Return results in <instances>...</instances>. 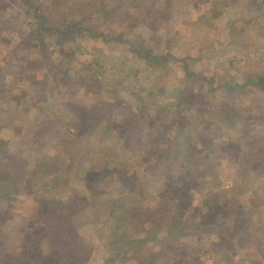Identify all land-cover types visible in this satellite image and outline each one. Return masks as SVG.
I'll use <instances>...</instances> for the list:
<instances>
[{
	"label": "rangeland",
	"instance_id": "obj_1",
	"mask_svg": "<svg viewBox=\"0 0 264 264\" xmlns=\"http://www.w3.org/2000/svg\"><path fill=\"white\" fill-rule=\"evenodd\" d=\"M90 1L0 0V208L6 210L0 211V259L70 264L63 251L77 242L61 228L48 231L31 261L27 258L32 249L25 230L30 223L50 220L41 216L43 207L51 217L67 214L80 231L88 252L74 264H107L109 220L95 203L99 197L92 196L87 208L84 203L90 169L95 172L93 195L104 188L109 199H116L125 186L133 203L146 195L141 210L132 214L138 226H149L155 216L161 228L155 233H163V222L178 215L169 226L176 231L172 244L160 248V243L144 241L119 257L123 264L144 258L143 264H264V174L248 170L246 176H236L233 160L238 162V154L221 142L220 117L212 119L214 112L208 113L209 106L214 110L226 103L237 121L252 128L254 139L264 142V92L249 84L239 97L221 98L220 89L212 95L207 81L200 87L185 77L182 60L168 58L154 73L122 42L124 36L136 46L141 43V50L183 57L191 70L214 83L242 82L247 74L264 73V19L261 26L248 25L239 34L242 23L229 27L226 20L237 18L239 11L253 16L256 7L248 0L230 5L215 20L210 15L221 5L209 11L214 0ZM33 2L48 14L43 22L36 18ZM100 7L110 12L102 13ZM71 20L91 21L121 39L88 37L86 31L68 29ZM175 83L180 93L173 90ZM170 96L176 101L169 115L180 131L163 130L179 137H171L169 150H164V140H157V131L153 126L148 131V124L160 128L168 115L150 122L148 115L156 116L153 106ZM156 140L160 145L153 144ZM172 150L178 151L177 160L170 157ZM164 200L170 207L165 220L153 213ZM220 201L228 203L224 212L215 207ZM237 206L251 213L243 222ZM223 221L224 227L219 225Z\"/></svg>",
	"mask_w": 264,
	"mask_h": 264
},
{
	"label": "trees",
	"instance_id": "obj_2",
	"mask_svg": "<svg viewBox=\"0 0 264 264\" xmlns=\"http://www.w3.org/2000/svg\"><path fill=\"white\" fill-rule=\"evenodd\" d=\"M59 1H64V0H57ZM241 0H214L213 5H211V10H213V6L214 5H221L219 7V11L211 13L210 17H212L214 20L216 19V17L221 18V16L223 17V13L226 11V9H228V7L230 5H234V4H239L238 2H240ZM249 3L251 4V6L253 5V7H256L253 11H254V15L253 16H244V14H242L239 11V14L237 16V18L233 19L232 21H228L226 20V25H228L229 27L231 26H235L238 23H242V27L237 28V33L241 34L245 31V29L247 28L248 25H262V21L264 19V0H248ZM90 3H93V0L90 1ZM34 6V10H35V16L36 18H41L42 22L44 20H46L48 18V14L45 13L43 14V12H39V7L37 4H35V2L32 3ZM101 8L102 13L107 14L108 12H110L108 10V8ZM71 11H75V10H71ZM104 17V16H103ZM215 17V18H214ZM223 19V18H222ZM208 20H209V16H208ZM212 20V21H214ZM211 21V22H212ZM1 22V20H0ZM82 20H80V22L73 21L71 20V22L69 24H67V28L70 29L72 27L76 28L77 30H81V31H86L88 33V37L92 36V37H100L103 41H109V40H118L121 39V35H115V36H110L107 34V32H104L100 29H98V27L93 24V22L89 21V24H81ZM203 23V22H201ZM70 27V28H69ZM48 29L53 30L54 26H50ZM122 42H128L131 46H129L130 49H132L134 51V53H137V56L139 57V59H143L147 65V67H149V69L155 73V69H159L162 67L163 62L166 61V59L171 58L175 61L177 60H182V67L185 73V77L193 80L195 82H198L200 87H202V84L204 82H208V92H211L212 95H214L218 89H220V95L219 97H225V95H233L236 94L235 97H239L241 94L245 93L246 91V87L249 84H253L254 87H256L259 91L257 92H264V73H255V74H247V78L245 81L239 82V81H234L232 83H228V84H221V83H214L213 79H207L205 78V76L203 75H199L198 73H196L195 71L191 70L188 65L187 62L184 61L185 58L183 57H176L174 54H172L171 52H166L163 55L160 54H155L153 53L151 50L144 48L141 50L140 47H142L143 45L141 43H139V46H136L137 42H132L131 39L126 38V37H122ZM5 65V64H3ZM152 67L154 69H152ZM172 89V88H171ZM173 90H178L179 93L182 91V89L176 85V83L174 84V88ZM164 95L165 97L168 95V90H164ZM184 96V95H183ZM168 100L159 103V104H155L153 107L154 109V113L156 116H152V114H149L148 116L150 118H152L150 121H156L157 119H162L163 117H165V115H168V117L165 119L166 121H163V123L160 126V128L157 126L155 127V123H149L148 124V131H149V126H153L152 128L157 131L156 133V138L157 140L159 139H163L164 143L166 144V148L164 150H169V146L172 144L173 142V137L174 136H169V135H165L163 134V130H168L171 132V134H173V131L179 130L180 129H176V125H175V116H171L169 115L172 107L174 106V102L176 101V99H174L173 97H167ZM181 100H183V98H180ZM186 99V96H185ZM238 101V100H237ZM209 102V100H208ZM239 103V101H238ZM234 102L233 104V108L238 109L239 104ZM219 106L215 107V109L213 110V108H211L209 106V111L208 113L211 114V112H214L212 119L215 118L216 116H219L221 119V122H218L220 124V132H222L221 134L223 136L222 137V144L228 148H232L233 150V154L237 155V159L238 162L235 160V164L237 166L233 167V172L236 174L237 177H241V176H246L247 175V171L248 170H257L260 171L264 174V142H261V140H255V136L252 135L251 133V127L248 126V123H241L240 121L236 120V113H234L232 110H228L227 109V105L226 103H219ZM213 110V111H212ZM150 113V112H149ZM1 114V112H0ZM164 115V116H163ZM211 121V120H210ZM139 125V124H138ZM179 125L181 126V123H179ZM142 128V127H141ZM174 133V134H175ZM224 133V134H223ZM210 134V133H209ZM212 134V133H211ZM172 137V138H171ZM175 138V137H174ZM154 141L153 144H158L160 145L159 141ZM162 140V141H163ZM179 137L177 136L175 138V141H178ZM185 143H188L187 138H184ZM188 148V144L185 145ZM190 146V145H189ZM223 146V147H224ZM1 149V148H0ZM161 150V147L159 148ZM210 149V148H209ZM1 153V151H0ZM211 152H209L210 154ZM213 153V152H212ZM177 155H178V151L175 150L171 152V158L173 160H177ZM212 155V154H210ZM2 157V153L0 154V158ZM3 157L5 158V160L7 161V157H6V152L3 155ZM11 161V160H10ZM107 161V160H106ZM14 163V162H13ZM0 164H4V159L0 160ZM6 167H9L8 164H5ZM108 165H106L107 167ZM110 169H112L111 171H113L116 175L118 174L120 177L125 178L127 174H121L118 170H116L114 168V166H108ZM0 169H1V165H0ZM88 171V180H87V184L90 183V187L88 186V190L87 192L89 193V195H85L84 198L86 200L85 206L86 208L89 206L88 204L89 201H91L92 196H96L99 197L98 200L95 202L97 204V206L99 207V209L104 213L105 217L107 220H109V225H110V233L109 235L111 236V240L110 242L107 244L108 248L110 249L111 253L110 256L108 258H105L106 263L107 264H123L125 259H120L119 257L127 254V251L130 249L132 250V248L134 246L137 247H141L142 242L144 241H153L156 243H160L162 244L160 248H165V246L170 245V243L172 244L173 242V238L175 237V233L176 231H173L172 227H169L171 225L172 222H176L177 221V217L178 215H172V217H168L166 219V222H163V226H166V230H163L162 232L159 233H155L157 229H161L160 227L156 226V222H157V217L155 216H150V225L149 226H138L134 220L135 217L134 214L135 212H139L143 205V199L146 197L145 194H140L139 195V200H137L135 203H133V201L131 200V196L132 195L130 192L131 190H129L128 187H119V189H122V192L124 193L122 196L116 197L115 198H111L109 199V196L106 193V190L103 188L100 192H96L95 195L92 194L93 189L91 188V183L94 179L93 175L95 174L94 171H90V169H87ZM232 172V171H231ZM250 173V171H249ZM109 175V174H106ZM91 190V193H90ZM262 190H264V183L262 186ZM138 192H140L138 190ZM160 195L163 197V195L160 193ZM167 198V197H165ZM79 200V202H82V198L79 196L77 198ZM251 199V198H250ZM88 202V203H87ZM260 202L263 203L264 200ZM219 204L215 205V207H217L218 212H224L225 210H227L229 208L228 203L220 201L218 202ZM258 203V202H256ZM167 202L164 200L162 201L161 205L156 207V209L154 210L153 213L157 212L158 214H160V217H162L163 219L167 217V214L169 213V209L170 207L166 206ZM1 206V205H0ZM39 207H41V205H38ZM83 207V206H82ZM236 209H240L241 206H237L235 207ZM82 210H85V208H81ZM240 210H243V208H241ZM0 211L3 213V211L5 212L6 210H2V208H0ZM42 212L41 216L43 214V218L46 216L47 218L49 217L50 220L47 219V222L45 220L44 223L41 222V224H32L30 223L32 226L27 228L25 230L26 234H28L29 236H27V240H28V245L30 247V249H32L29 254L27 255V258L29 259V261H31V256L33 254V252L35 253L37 251V249H39V244H40V240L41 238L44 236H46L48 234V231H50L51 229H55V228H61V230L64 231H69V234L72 235V239L76 238V245L75 248H67L65 251H63V255L68 259V261L70 262V264H74L77 263L76 260L80 261L85 257V254L88 252H86V250H84V244L81 242V240L79 239V234L80 231H78L77 229H73L70 221H69V217L67 216V214H60L57 215V217H51L48 212L43 209V207L41 208ZM245 210H243L239 215L241 216V221H244L247 218L250 217L251 213L250 212H244ZM101 213V212H100ZM215 213H208V217H213ZM236 215V214H235ZM3 217L0 216V219H2ZM165 220V219H164ZM208 222H210L208 220ZM46 223V224H45ZM204 224L205 222H200V224ZM225 221H223L222 223L220 222L219 225L224 227ZM244 225V224H243ZM197 226V225H196ZM58 229V230H59ZM133 229V230H132ZM142 229H145V236L142 237L140 236V232L142 231ZM200 229V228H199ZM57 230V231H58ZM224 233V232H223ZM62 232L57 233L55 236L59 237L61 236ZM54 236V233H53ZM64 241V240H63ZM65 243H69L68 241ZM68 245V244H67ZM66 245V246H67ZM132 247V248H131ZM88 250H90L89 248H87ZM80 250H82V253L79 252ZM149 253L151 255H153L152 251L149 250ZM12 254H16V252H13ZM89 254L86 255V258ZM165 254L162 253V257H164ZM131 256V254L128 255V257ZM12 258V256H10ZM11 258H7V257H2V259H0V264H11V261L14 262L16 264L15 261L11 260ZM18 259V258H17ZM16 259V260H17ZM76 261V262H72ZM146 260L145 258L142 259ZM141 261V263H139L137 261V264H143V262Z\"/></svg>",
	"mask_w": 264,
	"mask_h": 264
}]
</instances>
